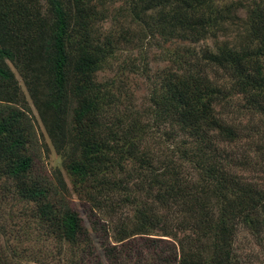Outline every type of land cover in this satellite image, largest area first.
Instances as JSON below:
<instances>
[{
	"label": "trees",
	"instance_id": "1",
	"mask_svg": "<svg viewBox=\"0 0 264 264\" xmlns=\"http://www.w3.org/2000/svg\"><path fill=\"white\" fill-rule=\"evenodd\" d=\"M105 3L0 0V264H243L242 232L264 248V0H126L146 38L213 43L174 55L142 112L98 80L137 36L100 34ZM14 69L67 181L34 173L35 119ZM238 96L251 126L228 112ZM69 186L108 227L105 258Z\"/></svg>",
	"mask_w": 264,
	"mask_h": 264
},
{
	"label": "rangeland",
	"instance_id": "2",
	"mask_svg": "<svg viewBox=\"0 0 264 264\" xmlns=\"http://www.w3.org/2000/svg\"><path fill=\"white\" fill-rule=\"evenodd\" d=\"M126 5V0H106L104 7L108 9L109 16L105 21L98 24L99 32L100 34H106V32L113 30L115 35L118 36L124 26V28L130 27L137 36L131 46L123 45V50L99 75L98 80L100 83L115 81L116 86L114 88L119 87L123 93H128V104L142 112L147 110L150 105V94L160 75L165 71L176 68L173 63L174 55L183 51L185 47L192 49L194 45L165 42L156 37L148 36L146 38L142 33L141 27L130 24V21L127 22ZM207 45L212 46V41H207L205 44L201 43L194 48H197L198 51ZM14 72L35 119V139L30 149V154L34 160V173L38 177H47L54 183L55 176L60 172L67 181V175L63 169L64 158L55 151L45 126L31 103L23 80L15 69ZM209 73L210 77L219 80L220 84L232 85V80L224 72L216 69L209 71ZM244 107L245 100L238 96L230 102L227 109L228 112L232 113L233 121L239 122L243 126H251L256 120L251 113L246 112ZM163 148L166 151V147ZM262 179L264 178L262 177ZM69 189L72 205L81 214L92 245L103 256V245L110 239V235L107 239L106 230H108V227L101 216L88 212L83 202L72 192L70 186ZM21 206L18 205L16 208L21 209ZM236 248L243 264H264V248L259 247L254 237L247 232H242L239 235Z\"/></svg>",
	"mask_w": 264,
	"mask_h": 264
}]
</instances>
